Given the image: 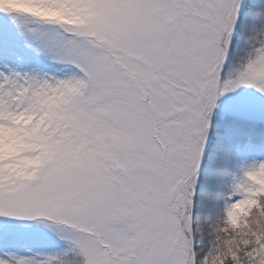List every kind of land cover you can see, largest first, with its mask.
<instances>
[{"label":"snow or ice","instance_id":"1","mask_svg":"<svg viewBox=\"0 0 264 264\" xmlns=\"http://www.w3.org/2000/svg\"><path fill=\"white\" fill-rule=\"evenodd\" d=\"M0 264H264V0H0Z\"/></svg>","mask_w":264,"mask_h":264},{"label":"rangeland","instance_id":"2","mask_svg":"<svg viewBox=\"0 0 264 264\" xmlns=\"http://www.w3.org/2000/svg\"><path fill=\"white\" fill-rule=\"evenodd\" d=\"M14 243L13 245L8 241L0 243V249L16 252L22 255H33L38 251H49L52 250L50 246L46 245L42 240L35 238H23L16 240H9ZM12 245V246H11ZM2 254V252H0Z\"/></svg>","mask_w":264,"mask_h":264}]
</instances>
